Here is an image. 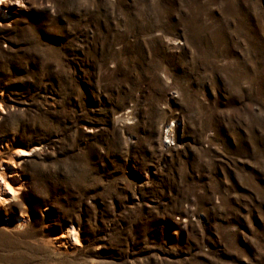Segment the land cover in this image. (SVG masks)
<instances>
[{
  "label": "rangeland",
  "instance_id": "1",
  "mask_svg": "<svg viewBox=\"0 0 264 264\" xmlns=\"http://www.w3.org/2000/svg\"><path fill=\"white\" fill-rule=\"evenodd\" d=\"M2 9L0 264H264V0Z\"/></svg>",
  "mask_w": 264,
  "mask_h": 264
},
{
  "label": "bare ground",
  "instance_id": "2",
  "mask_svg": "<svg viewBox=\"0 0 264 264\" xmlns=\"http://www.w3.org/2000/svg\"><path fill=\"white\" fill-rule=\"evenodd\" d=\"M22 0H0V14L1 12L5 11L2 9V6L7 7L8 5H18ZM25 150L18 149L15 151V155L24 154ZM12 161H10L7 165L2 166L5 168L6 171H3L0 174V181L2 182V186L0 188V191L3 193V196L0 197V202L5 201L6 199H9L13 196L15 189L13 188V184L18 182L17 177L15 176V172L11 167ZM5 172V173H4ZM3 174H7L6 178H4ZM17 221H21L23 218L22 216H17L15 218Z\"/></svg>",
  "mask_w": 264,
  "mask_h": 264
}]
</instances>
